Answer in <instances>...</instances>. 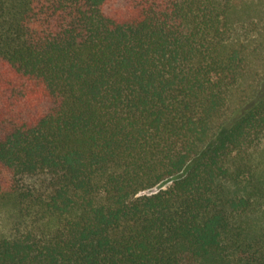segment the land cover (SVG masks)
Segmentation results:
<instances>
[{"label":"trees","instance_id":"16d2710c","mask_svg":"<svg viewBox=\"0 0 264 264\" xmlns=\"http://www.w3.org/2000/svg\"><path fill=\"white\" fill-rule=\"evenodd\" d=\"M258 14L0 0V264H264Z\"/></svg>","mask_w":264,"mask_h":264},{"label":"rangeland","instance_id":"374dc122","mask_svg":"<svg viewBox=\"0 0 264 264\" xmlns=\"http://www.w3.org/2000/svg\"><path fill=\"white\" fill-rule=\"evenodd\" d=\"M257 3L259 5V7H261L262 3H259V2H257ZM255 15H257V14H255ZM259 16L261 18L260 29L262 31H261V33H259V31L257 30L258 33H256V34H257L258 37H263L261 39L264 40V35H262V34H264L263 33L264 32V15L262 17H261V15H259ZM259 64H260V62L257 63V66ZM231 104L233 105V102H231ZM251 152H252V155H251V157L249 159L254 164V166L256 168V173L258 175L259 174H261V175L264 174V140H262L260 143L256 144ZM169 183H170V181L169 182H164V183H162V184H160V185H158V186H156V187H154L152 189H149V190H146V191H142V193H149V192L156 191L159 188L165 187ZM263 207L261 209H264ZM263 214H264V212H263ZM7 215L8 214L6 213V211L4 209H2V207L0 206V235H2L3 233H6L8 231L7 230V226L9 225V220H8V216ZM255 216L259 217V219H260L261 213L259 212ZM261 218H263V216Z\"/></svg>","mask_w":264,"mask_h":264}]
</instances>
